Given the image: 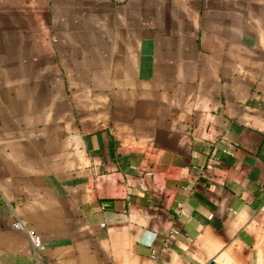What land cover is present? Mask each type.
<instances>
[{
	"label": "crops",
	"instance_id": "0c3cea01",
	"mask_svg": "<svg viewBox=\"0 0 264 264\" xmlns=\"http://www.w3.org/2000/svg\"><path fill=\"white\" fill-rule=\"evenodd\" d=\"M16 219L47 264H264V0H0V264H35Z\"/></svg>",
	"mask_w": 264,
	"mask_h": 264
},
{
	"label": "built area",
	"instance_id": "2783aa9c",
	"mask_svg": "<svg viewBox=\"0 0 264 264\" xmlns=\"http://www.w3.org/2000/svg\"><path fill=\"white\" fill-rule=\"evenodd\" d=\"M13 226L16 229L24 230L26 232L27 237L31 244L32 257L35 264H47L44 257L45 243L41 239L40 235L35 230L28 228L26 224L20 219H16L13 223ZM173 232H177V231H173Z\"/></svg>",
	"mask_w": 264,
	"mask_h": 264
}]
</instances>
